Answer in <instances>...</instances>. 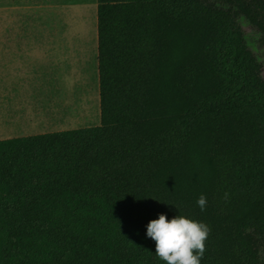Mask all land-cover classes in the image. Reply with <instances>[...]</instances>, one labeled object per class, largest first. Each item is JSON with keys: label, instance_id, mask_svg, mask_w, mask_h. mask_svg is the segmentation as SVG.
<instances>
[{"label": "trees", "instance_id": "obj_1", "mask_svg": "<svg viewBox=\"0 0 264 264\" xmlns=\"http://www.w3.org/2000/svg\"><path fill=\"white\" fill-rule=\"evenodd\" d=\"M240 17L264 38V0H96L99 124L0 139V264H165L160 213L209 227L200 264H264V79Z\"/></svg>", "mask_w": 264, "mask_h": 264}, {"label": "rangeland", "instance_id": "obj_2", "mask_svg": "<svg viewBox=\"0 0 264 264\" xmlns=\"http://www.w3.org/2000/svg\"><path fill=\"white\" fill-rule=\"evenodd\" d=\"M239 22L264 79L262 32ZM3 80H19L14 97L29 104L31 128L19 134L99 124L96 0H0V112L12 92Z\"/></svg>", "mask_w": 264, "mask_h": 264}, {"label": "clouds", "instance_id": "obj_3", "mask_svg": "<svg viewBox=\"0 0 264 264\" xmlns=\"http://www.w3.org/2000/svg\"><path fill=\"white\" fill-rule=\"evenodd\" d=\"M197 204L203 210L207 198L201 194ZM209 232L205 223L183 215L169 219L160 213L146 225L147 237L155 242V254L165 264H200Z\"/></svg>", "mask_w": 264, "mask_h": 264}, {"label": "crops", "instance_id": "obj_4", "mask_svg": "<svg viewBox=\"0 0 264 264\" xmlns=\"http://www.w3.org/2000/svg\"><path fill=\"white\" fill-rule=\"evenodd\" d=\"M18 63H20L19 60L14 61L12 63L13 68H16L19 65ZM14 75H11V77H13ZM20 86H21V82L19 80H10L7 82H4L3 80L2 87L5 89L7 88L12 90L11 96L5 99V102L2 103L3 110L0 112V129L6 130L5 132H7V134L5 135L8 137H18V136L33 134V133L19 134V132L17 133V131H19L20 129L27 130L31 128L29 126L30 110L27 109L29 107L28 102L23 104L24 107H26V109L24 110L19 105L20 102L18 97H14V89L19 88ZM23 112L25 113L24 115H22ZM7 130H12V131L8 132Z\"/></svg>", "mask_w": 264, "mask_h": 264}]
</instances>
